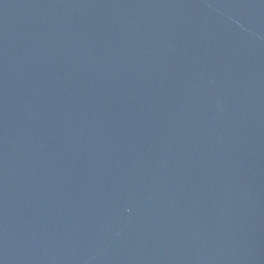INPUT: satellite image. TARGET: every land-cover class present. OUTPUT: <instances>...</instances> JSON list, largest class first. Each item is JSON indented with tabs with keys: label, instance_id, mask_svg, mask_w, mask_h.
Here are the masks:
<instances>
[{
	"label": "water",
	"instance_id": "water-1",
	"mask_svg": "<svg viewBox=\"0 0 264 264\" xmlns=\"http://www.w3.org/2000/svg\"><path fill=\"white\" fill-rule=\"evenodd\" d=\"M0 264H264V0H0Z\"/></svg>",
	"mask_w": 264,
	"mask_h": 264
}]
</instances>
